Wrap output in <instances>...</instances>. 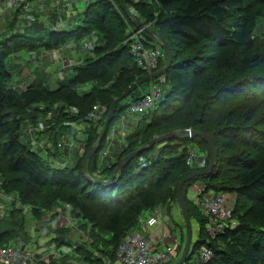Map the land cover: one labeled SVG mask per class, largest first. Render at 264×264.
<instances>
[{
	"label": "trees",
	"instance_id": "trees-1",
	"mask_svg": "<svg viewBox=\"0 0 264 264\" xmlns=\"http://www.w3.org/2000/svg\"><path fill=\"white\" fill-rule=\"evenodd\" d=\"M120 1L124 7L118 0L86 3L79 19L81 25L70 33L52 31L43 37L38 36L43 30L24 27L0 42V192L4 196L14 195L24 207L31 206L32 216H42L45 224H52L57 215L54 209L61 204L70 221L83 220L82 226L108 235L107 244L111 247L99 248L95 244L104 254L91 258L81 254L80 250L86 248L80 246L78 251L85 264H105L106 257L114 258L113 250L121 240L136 231L145 212H152L158 204L169 201L178 204L179 181L198 171L186 165L189 147L198 150L202 147L206 167L209 165L208 145L198 137L187 139L182 132L206 134L217 148V166L211 174L194 178L183 187L190 222L194 221L197 226L191 257L183 264H194L192 257L203 246L212 252L205 264H264V0ZM111 3L120 7L127 21ZM122 8L126 11L133 8L137 18L129 19ZM128 25L135 28L133 32L138 31V25L146 27L140 35L143 45L160 50L153 72L164 67L166 55L152 42L151 33H158L168 43L172 64L164 76L151 84H158L164 78L170 88L153 110L136 118V129L126 137V146L114 165L99 168L106 136L87 161V175L91 180H96L98 174L105 181L113 176L107 181L110 187L105 188L84 176L82 162L96 145L114 99L148 75L136 65L130 52L131 40L121 46L120 38L127 40L130 36ZM93 34L102 36L103 46L94 48L93 59L70 66L74 68L73 76L64 85L50 88L41 81L20 93L7 87L11 75L6 60L12 54L51 52L65 47L71 40L79 41ZM182 59L185 60L182 62ZM148 85L143 84L116 105L107 133L126 109L147 92ZM86 86L89 88L82 90ZM194 100H199V104ZM93 103L105 109L101 120L96 125L91 123L84 141L85 153L74 167H53L20 140L18 129L30 116L31 109L40 112L36 106L45 107L41 118L47 126L52 125L48 132L69 117L82 122ZM50 112L52 118L45 120ZM164 130L170 131L159 137L168 135V138L139 155L146 161L145 168L137 172L135 158L115 175L124 157L142 150L154 139L151 136ZM196 184L203 186V194L211 190L231 196L235 193L231 214L234 226L227 224L225 232L212 241L207 240L205 232L207 219L189 198V190ZM7 212L14 228L24 225L23 217L14 218L21 210L11 208ZM49 215L50 219L46 218ZM6 218L7 215L5 220L0 219V247H6L12 237L9 229L1 230ZM171 223L175 226V235L181 237L179 247L181 243L184 247L187 235L184 220L180 216V223L174 220ZM89 235L86 232L84 237L87 239ZM52 242L56 249L62 245L78 249L65 241L60 244L57 237L49 244ZM218 242L225 246L220 247ZM84 244L88 245V241ZM93 245L87 248L90 252ZM180 255L178 252L173 263Z\"/></svg>",
	"mask_w": 264,
	"mask_h": 264
},
{
	"label": "rangeland",
	"instance_id": "rangeland-1",
	"mask_svg": "<svg viewBox=\"0 0 264 264\" xmlns=\"http://www.w3.org/2000/svg\"><path fill=\"white\" fill-rule=\"evenodd\" d=\"M125 1L128 3L133 2L132 0H125ZM143 1L147 2L150 0H143ZM79 4L81 6L80 7L81 10H79L77 12V15L74 18L70 19V22H68V23H66V22L61 23L58 19L48 18L45 20L39 19L38 24L32 23L30 25H23V24H25L23 22H18L17 24L14 23V21L12 19L14 14H12V13H10V11H8L9 9L7 8V5H6L5 10L0 15V42L7 39L11 35H14L15 32H17V31L21 32L22 29H24V27L30 28L31 30H33V29L43 30L42 35H38V36H43V37H45L46 35H49V33L52 31H54V32H68V33L75 31L76 28L81 25L79 19L81 18L82 10L86 7V3L80 2ZM111 4H112L114 10L121 14L122 19L124 21H127L126 17L122 13L120 7H118V5H116L114 3H111ZM134 11L135 10L133 8H131L130 10L127 11L131 15V19L137 18L136 12H134ZM12 12H14V11H12ZM260 25H262V22L260 23ZM106 26L108 28H110V24H107ZM129 26L130 25L127 26V33L129 34V31H130V36H129V38H127V40H126V38H123V37L120 38V41L122 42L121 46L126 44L125 41H129L131 38V35L136 33V32H133L135 28H133V27L129 28ZM52 29H54V30H52ZM145 29H146V27H143L142 29L138 30L137 32L141 35V31L145 30ZM109 33L112 35L111 30H109ZM24 37L30 38V36H24ZM102 39H103L102 36H100L98 34H93V35L84 37L83 39H81L79 41L71 40L62 49L60 48V49L54 51L56 53V55H52L54 53L50 54V53H48V51H45V50H39L36 52L22 51V52L17 53V54H12L6 60V65L8 67L9 73L11 75V78L7 82V87H10V88L14 89L16 92L20 93V92L24 91L31 84L41 82V78L44 77V75H49V74H50L49 76H50L51 81H57L55 87H58L59 84L64 85V83H66V81H68L73 76L74 68L72 69V67H70V66L81 65L80 62L79 63L77 62L78 58L82 62L84 59H93L94 58V53H93L94 48L103 46V40ZM132 40L133 39H131V41ZM57 52H59V54H62V55H68V57H66L67 66L61 67V65H60L61 60H60L59 56H57L58 55ZM187 58H189V57H187ZM187 58H185V59H187ZM185 59H182V62ZM31 63L33 64V68L31 67ZM41 63L46 65V67L45 66H39V64H41ZM49 66L52 67L51 71L48 68ZM35 71H40V72L35 73ZM148 83H149L148 86H150L151 82H148ZM46 84L50 88H55L54 86H52V82H50L49 84L48 83H46ZM89 86L84 87L82 90L88 89ZM161 88H162V95H163L164 93H166L168 91V89L170 87H169V84L164 83V84H161ZM82 90H79V93H81ZM194 101H195V103L199 104V100H194ZM125 103H126V101L123 102V105H125ZM94 106H99V109L97 112L101 113V117H102L105 108L101 107L99 104H94L93 107ZM35 108L39 109L40 112H38L36 109H31L30 114H29L30 116L26 117L23 120L22 125L18 129V134L20 135V140L22 141V143H24L25 145H28L29 148L33 152H35L37 154H41L43 156V152H47L50 150L49 147H51V149H55V146H54L55 144H54V139L52 138V134H55L54 132L56 130H60V131L64 132V130L66 129L65 125L66 126L68 125L67 128L69 126H70V128L67 130V132L65 134L61 133L58 136V138H56L55 143H60L62 148L58 149L56 147L55 151H57V149H58L59 152L65 153L66 154L65 156L68 159L70 158V156L73 157L74 151L76 152V150H77V152H79L78 151V144L83 143L85 136L88 134V132L90 130L91 123L85 122L84 120L82 122L75 121V119H73L72 117H69V119H66L65 121L60 122L58 125L54 126L48 132H46V130L51 128L52 125L47 126L44 123L45 128L42 127L40 130L37 131V133L34 132L31 136H29L28 130L31 127V125H33L34 127H37L39 123L44 122V120L41 118V115H42V111L45 109V107L42 105H39V106H36ZM53 109L54 108H52V110ZM50 113H48L46 115L45 120L52 118L53 113H51V114ZM123 114H124L123 119H122L123 120V122H122L123 127L120 130L118 129L119 136L113 135L111 130L106 135L103 149L100 152V160L99 161H100L101 167H105L109 163V160L113 157L114 154H116L117 147L124 146L125 145L124 142H126V137L130 136L134 133V130L136 128L135 119L139 118V117L137 116V117L133 118L132 116H130L126 113H123ZM31 116H33V117L31 118ZM33 121H35L37 123V125H35ZM98 122H96V124ZM115 124H117V121ZM74 125L77 126V128H78L77 131L74 130ZM114 125L112 126V128L114 127ZM95 128H98V127H95ZM168 131H170V130H164L161 133L156 134V135L159 137L160 135H164V133L168 132ZM178 131L179 130H177V132ZM122 132H124L127 136L124 139H122L121 143H119L120 135ZM46 134H48V135H46ZM156 135H153L151 137L155 138V137H157ZM34 138H36V139H34ZM73 140L76 141L75 147H74V144L72 143ZM72 145H73V150L71 152H69ZM134 145H135V143L132 142L131 146L134 147ZM189 148H190L189 154L191 152H194V150L196 149L192 146ZM201 148L202 147H199V150H200L199 157L200 158L205 157V160H206V156L204 154L205 152L203 150H201ZM196 150H198V149H196ZM84 153H85V151H84ZM43 157L46 159L45 156H43ZM139 157L140 156L137 155L136 157H134L132 159L136 158V161H137V159ZM186 165L190 169L196 171L195 170L196 165L190 166L189 164H187V160H186ZM51 166L55 167L53 164H51ZM68 168H70V167H68ZM203 169H205V168H203ZM197 170H200V169H197ZM200 188L203 189V186H201L200 184H196L193 187V189L191 188L189 190L190 191L189 192V198L191 200L196 202V196H195L194 192H198L200 190ZM209 192L215 193V194L219 193V192L214 191V190L207 191V193H209ZM232 194H234L233 197L230 196L229 198H227V200L228 199L230 201L236 200L235 193H232ZM228 195H230V194H228ZM14 204H15V206H14ZM11 208H13V210H21L22 213L16 214L14 216V218L16 220H21L22 219L21 217H23V219L21 220L24 224L23 226L19 225V227L14 228L11 225V220H10V218H8V212H7ZM54 211L57 213L56 217H58V215H59V217L61 218V221H57V226H62V228H58L55 232L61 233V231H63L64 234L66 235L67 234L66 231L63 230L64 227L66 228V225L63 226V224H64L63 219L65 217L64 216L65 214H66V216H68V212L64 211V205H61V204H59L57 206V208L54 209ZM31 212H32L31 206H26V207L22 206L18 202V200L16 199V197L14 195L4 196L0 192V219L3 218V220H5V216L7 215V218H6L7 220L3 222L4 226H3V229H1V230L9 229L10 235L12 236L10 238L11 240H10L9 244L17 245V244H22V242H24L22 245L24 246L26 252L30 253L32 256L33 255H35L36 257L38 256L36 258L37 264H44L43 262H41L44 259L39 256L40 255L39 253L43 252V250L41 251V249L39 248V244H41V243H39V241L41 239H43V242H45V240H46V242L44 244H47V242L51 239L50 233L47 232V231H49V228L47 230H46V228H43L44 222L42 221L43 220L42 216H40L38 218H36L35 216L33 217L32 216L33 214ZM150 215L151 216L152 215L165 216V222H166V226H167L166 230L169 231L168 234L165 232L166 236L172 237L171 241H176V242H178V244H180L181 237H177L175 235V230H174L175 226L171 223V220H174V221H177L180 223V216L182 217L180 207H178V204L175 201H169V202H166L165 204H158V206L154 209V211L145 212L143 217H148ZM200 215L202 216L201 213H200ZM46 218L50 219V216L46 217ZM182 219H183V217H182ZM56 220H54V221H56ZM75 221L76 220H74V222ZM80 221H81V223L84 222L83 220H80ZM141 222H142V219L140 220V223ZM78 224L79 225H76L75 227L79 231V233L82 232L80 234L85 235L86 230H87L88 234H90L87 239H86V237L82 236L84 239L83 243L88 241V245L89 244L91 245L92 243L94 245L98 244L99 248H101V246L102 247L106 246L107 248L111 247V245L107 244L108 235H105V234L98 232V231L94 232V231H92V229H89L87 226H82L80 223H78ZM80 225H81V227L79 228ZM35 226H38L35 229L37 232L43 231L42 236H40L39 234L33 233V229L35 228ZM196 227H197L196 223L194 221H192L191 222V228H192V237H193L192 240H193V242H195L197 239ZM68 233H69V231H68ZM171 234H172V236H171ZM32 235H35L36 237H33ZM57 235H59V234H57ZM28 239H29V241H28ZM93 239L95 240V242H93ZM96 240H99V243ZM51 241H53V239H51ZM185 242H186V239H185ZM52 243L54 244V242H52ZM53 244L47 245L48 246L47 250H49V249L53 250L52 248L55 249V246H54L55 244L54 245ZM216 244L219 245L220 247L225 246L221 242H218ZM88 245H84V246H86V250L88 252H90L88 250V249H90V245L89 246ZM94 245L92 246V248L95 250H98L97 249L98 246H96V245L94 246ZM181 246H182V243H181L180 247H178L177 251L182 254L185 246L184 247H181ZM57 250H58V252L55 249V252L53 254H51V256L48 260H46V261H49L50 264H64V261H66V264H68V263L69 264H80L79 259L76 260L75 258H71V256H77L78 255L79 252L77 249H75L73 247L70 248L68 246L62 245ZM100 254H104V253L102 251H98V255H100ZM84 255L91 257V258L93 256H95L94 254L88 255L86 253H84ZM66 258H68V259H66ZM198 264H201V263H198Z\"/></svg>",
	"mask_w": 264,
	"mask_h": 264
},
{
	"label": "built area",
	"instance_id": "built-area-1",
	"mask_svg": "<svg viewBox=\"0 0 264 264\" xmlns=\"http://www.w3.org/2000/svg\"><path fill=\"white\" fill-rule=\"evenodd\" d=\"M39 0H9L7 8L25 16L30 12V3ZM76 2L88 3L93 0H74ZM130 52L133 55L137 67L149 74L152 73L158 65V59L161 52L158 48L147 49L142 43L140 34L138 32L131 35ZM129 40V41H130ZM161 84H164V78L159 80L158 84H151L146 93H144L138 101L131 104L125 111L126 114L137 117L148 111L153 110L156 102L162 97ZM99 106H94L92 110L86 115L85 122L96 124L101 119V113L97 112ZM42 127L45 128L43 122L39 123L37 127H30L28 132L32 135ZM58 149L62 148L61 144L56 146ZM73 150V145L69 152ZM200 151L188 153L186 158L187 164L190 166L196 165L195 169H203L206 166L205 157H199ZM137 172L146 167L144 157L140 156L137 161ZM194 187V186H193ZM192 187V189H193ZM201 189L194 192L196 196V206L202 216L207 219L205 224V232L207 240L212 241L222 235L227 224H234L231 222V214L233 210L234 201H230L231 195L222 193H205ZM233 197V196H232ZM160 222L166 224L165 216L152 215L146 220V227H156ZM165 236H150L144 237L141 232H133L121 240L114 252V258H107L105 264H176L173 263L175 256L178 253L179 244L176 241L167 243L163 241ZM177 243V244H176ZM24 248L22 244H8L6 247H0V264H37L36 257L29 256L20 252ZM192 254V252H191ZM190 254V257H191ZM189 257V258H190ZM212 257L211 250L203 246L192 257L194 264H205Z\"/></svg>",
	"mask_w": 264,
	"mask_h": 264
},
{
	"label": "crops",
	"instance_id": "crops-1",
	"mask_svg": "<svg viewBox=\"0 0 264 264\" xmlns=\"http://www.w3.org/2000/svg\"><path fill=\"white\" fill-rule=\"evenodd\" d=\"M8 2H9V0H0V15L3 13V11L5 10V6L8 4ZM80 2H76V1H74V0H39V1H35V2H32V3H30V12L27 14V15H25V16H21L19 13H15V12H12V10H8V11H10V13H12V14H14V16L12 17V19H13V21H14V23H18V22H23V23H25V24H23V25H30V24H34V23H39V19H48V18H51V19H58L61 23H63V22H66V23H68V22H70V19H72V18H74L76 15H77V12L79 11V10H81V6H80V4H79ZM84 10V9H83ZM82 10V11H83ZM62 49V48H61ZM58 50V49H57ZM54 51H56V50H54ZM54 51H51V52H48V53H50V54H52V53H54V54H52V55H56V53L54 52ZM57 56H59V58H60V60H61V67H65V66H67V63H66V61H67V59H66V57H68V55H62V54H59V52H57ZM77 62L79 63H82V61L78 58L77 59ZM60 63V62H59ZM49 65V64H48ZM39 66H45L46 67V65H44L43 63H41V64H39ZM31 67L33 68V64L31 63ZM49 69H50V71L52 70V67L51 66H49L48 67ZM40 71H35V73H39ZM50 75V74H49ZM49 75H44V77H42L41 78V81L43 82V83H50V82H52V86H54L55 87V85H56V83H57V81H51V79H50V76ZM150 86H147L146 87V89L148 90V88H149ZM133 118H135V117H133ZM123 116L121 117V119H119L118 121H117V124H115L114 125V127L111 129V132L113 133V135H115V136H119V134H118V129L120 130V129H122V127H123V125H122V122H123ZM135 121H136V126H137V124H138V120L137 119H135ZM68 126V125H67ZM67 126H66V129L64 130V132H62V131H60V130H56L55 131V134H53V136H52V138L54 139V143L56 142L55 140H56V138H58V136L61 134V133H66L67 132V130L70 128V126L67 128ZM77 126L76 125H74V130L75 131H77ZM136 129V128H135ZM80 130V129H79ZM135 131V130H134ZM47 135V134H46ZM72 135V134H71ZM87 136V135H86ZM86 136H85V138H84V141L86 140ZM127 135L124 133V132H122L121 133V135H120V139H119V143H121V141H122V139H124L125 137H126ZM31 139V138H30ZM34 139H36V138H34ZM67 140V139H66ZM84 141H83V143H80V144H78V151L79 152H77V150H76V152L74 151L73 152V157L72 156H70V158L68 159V158H66V154L65 153H62V152H59V150L57 149V151H55L56 150V147H55V149H51V147H49V151H47V152H43V156H45L46 157V159L48 160V162H49V164L51 163V164H53L56 168H63V167H70V168H72V167H74V165L75 164H77V162L79 161V159H80V157H81V155H83V152H84ZM73 144H74V147H75V145H76V141L75 140H73V142H72ZM55 144H60V143H55ZM124 146H119V147H117V152H116V154H114L113 155V157L109 160V163L105 166V167H103L104 169L105 168H109V167H111L112 165H114L116 162H117V160L119 159V157L121 156V153H122V150H123V147H125L126 146V142H124ZM56 145V146H57ZM80 148V149H79ZM99 160H100V157H99ZM50 164V165H51ZM98 164H99V168H102L101 166H100V161H98ZM97 174H98V171H97ZM103 175H96V180H102V181H105V178L104 177H102ZM113 177V176H112ZM112 177L111 176H108V178L106 179V181L105 182H107L108 180H110V179H112ZM54 213H56V212H54ZM52 213H50V215H51ZM65 214V213H64ZM49 215V216H50ZM69 215V214H68ZM65 217H64V219H63V222H64V224H63V226H65L66 225V228L68 229V231H69V233H68V231H66V235L64 234V232L63 231H61V233H58V232H55L58 228H62V226H57V221H61V218L59 217V215H58V217H56V215L54 216V220H56V221H54L53 220V222H52V224L51 225H46L45 224V221H46V219H44L43 218V228H46V230L49 228V231H47V232H49L50 233V238L51 239H53V238H55V237H57L58 238V241H60V237H62L63 238V240H62V242H66V243H70V244H73L74 245V247H77L78 249V251H79V249L81 248L80 246H82V248H86V246H84L85 244L83 243V237L82 236H84V235H82V234H80L79 233V231L76 229V225H79L78 223H80V224H83V223H81V221L80 220H76L75 222L74 221H70L69 219H68V216H66V214L64 215ZM151 217V215L150 216H148V217H144L143 219H142V222L139 224V227L136 229V232H141L142 233V235L144 236V237H146V238H148V237H152V236H160V237H162V236H165V239L163 240V241H165V242H167V243H170L171 242V238L172 237H168V236H166V234H165V232L168 234L169 233V231L168 230H166L167 229V226H166V224H163V222H160V225L158 224V226H156V227H153V228H150V227H146V220L148 219V218H150ZM34 226V225H33ZM38 226H35V228L33 229V233L34 234H39L40 236H42V234H43V231L42 232H37L35 229L37 228ZM65 228V227H64ZM64 228H63V230H64ZM45 230V229H44ZM45 230V231H46ZM86 232H87V230H86ZM32 233V234H33ZM57 234H59V235H57ZM57 235V236H56ZM33 237H36L35 235H32ZM171 236H172V234H171ZM50 239V240H51ZM50 240L47 242V244H44L45 242H46V240H45V242H43V239H41L40 241H39V243H41V244H39V248L41 249V251L43 250V252L42 253H39L40 255V257H42L44 260H42L41 262H43L44 264H50L49 263V261H46V260H48L49 258H50V256H51V254H53L54 252H55V249L54 248H52L53 250H51V249H49V250H47V248H48V246L47 245H49V242H50ZM28 241H29V239H28ZM27 241V242H28ZM26 242V243H27ZM24 242H22V244H23ZM51 244H53V243H51ZM54 245V244H53ZM67 245V244H66ZM55 246V245H54ZM68 247H70L69 245H67ZM71 248V247H70ZM95 249H93L92 250V252H88L86 249L84 250V251H80L81 252V254H84V253H86V254H90V255H95V256H97L98 255V250H95ZM57 252H58V250H56ZM90 251V250H89ZM94 251V252H93ZM34 257H36L35 255H33ZM78 256V257H77ZM77 256H71V258H75L76 260H78L79 259V261H80V264H85V260H83L82 259V257L80 256V255H77ZM94 256V257H95ZM38 257V256H37ZM36 257V258H37ZM100 258V257H99ZM66 259H68V258H66ZM65 259V260H66ZM107 259V257L105 258V260ZM106 263V262H105ZM64 264H66V261H64ZM69 264V263H68ZM91 264V263H90Z\"/></svg>",
	"mask_w": 264,
	"mask_h": 264
},
{
	"label": "water",
	"instance_id": "water-1",
	"mask_svg": "<svg viewBox=\"0 0 264 264\" xmlns=\"http://www.w3.org/2000/svg\"><path fill=\"white\" fill-rule=\"evenodd\" d=\"M119 4L121 7H123L122 2L120 0ZM123 9V8H122ZM124 10V9H123ZM125 15L131 19V15L124 10ZM138 30L142 29L143 26H137L136 27ZM152 42L156 43L165 53L166 55V60H165V65L162 69L158 70L157 72L154 73H150L148 75H146L145 77H143L141 80L135 82L134 84H132V86H130L126 91H124L119 97H117L116 99H114V101L112 102L108 113H107V118L102 126V129L99 133L98 136V140H97V144L95 147L92 148V150L86 155V157L84 158L83 162H82V167H83V174L84 176H86L90 181H92L93 183H97L100 184L102 186H104L105 188L110 187L109 182H105V181H99V180H91L88 175H87V161L93 156L94 152L98 150V147L100 145V143L102 142L103 138L106 136L107 131H108V127L109 124L111 122L112 119V114L113 111L115 110L116 105H118L120 102H122L125 98H127L132 92H134L136 89H138L140 86H142L145 83L151 82L154 79L160 78L161 76H164L167 72V70L169 69V67L172 64V53H171V49L168 45V43L156 32H152ZM183 134L186 135L187 139H193V138H200L202 139L209 148V157H210V162L209 165L207 166V168L194 172L186 177H184L178 184L177 186V199H178V204L180 207V211L183 217V220L185 222L186 225V229H187V235H186V242H185V247L184 250L179 258V260L177 261L176 264H183V262L185 261V259H188L190 257V254L193 250V246H192V228H191V222H190V218H189V209L187 207L186 201L184 199V195H183V187L184 185L191 181L194 178H198L201 176H206L212 173V171L215 169V167L217 166V148L215 146V143L213 141L212 138H210L209 136H207L206 134H201V133H197L191 130L182 132ZM168 138L167 136H161L158 138H154L153 140H151L147 146L144 149H148L153 147L156 144H159L163 141H165ZM139 150L137 152H134L126 157H124L121 160V164L120 166L116 169L115 171V175L117 172H121L123 167L134 157H136L137 155H140L142 153V151L144 150ZM108 194V193H107ZM60 242H62L63 238L60 237Z\"/></svg>",
	"mask_w": 264,
	"mask_h": 264
},
{
	"label": "bare ground",
	"instance_id": "bare-ground-1",
	"mask_svg": "<svg viewBox=\"0 0 264 264\" xmlns=\"http://www.w3.org/2000/svg\"><path fill=\"white\" fill-rule=\"evenodd\" d=\"M145 124V123H144ZM186 154V153H185ZM63 242H60L62 244ZM56 249V248H55ZM57 250V249H56ZM20 252L29 256H32L30 253L26 252L25 248L20 249Z\"/></svg>",
	"mask_w": 264,
	"mask_h": 264
},
{
	"label": "clouds",
	"instance_id": "clouds-1",
	"mask_svg": "<svg viewBox=\"0 0 264 264\" xmlns=\"http://www.w3.org/2000/svg\"><path fill=\"white\" fill-rule=\"evenodd\" d=\"M154 73V72H153ZM207 168V167H206ZM201 170H203V169H201ZM198 171H200V170H198ZM180 258V257H179ZM179 260V259H178Z\"/></svg>",
	"mask_w": 264,
	"mask_h": 264
}]
</instances>
